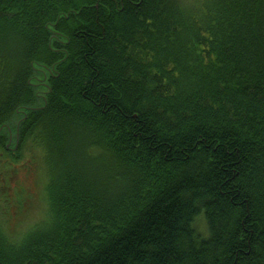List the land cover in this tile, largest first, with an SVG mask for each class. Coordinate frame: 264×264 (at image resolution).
Segmentation results:
<instances>
[{"label":"trees","instance_id":"obj_1","mask_svg":"<svg viewBox=\"0 0 264 264\" xmlns=\"http://www.w3.org/2000/svg\"><path fill=\"white\" fill-rule=\"evenodd\" d=\"M27 151L0 264H264V0H0V193Z\"/></svg>","mask_w":264,"mask_h":264},{"label":"rangeland","instance_id":"obj_2","mask_svg":"<svg viewBox=\"0 0 264 264\" xmlns=\"http://www.w3.org/2000/svg\"><path fill=\"white\" fill-rule=\"evenodd\" d=\"M24 155L22 161L13 167L11 187H3L0 193V217L15 235L41 220L46 213L44 194L39 184L42 172L40 156L33 151ZM196 226L202 235L207 236L202 218L197 220Z\"/></svg>","mask_w":264,"mask_h":264}]
</instances>
